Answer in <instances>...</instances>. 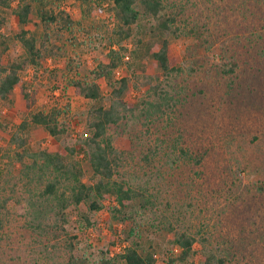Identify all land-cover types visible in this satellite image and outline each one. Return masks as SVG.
<instances>
[{"label": "rangeland", "instance_id": "obj_1", "mask_svg": "<svg viewBox=\"0 0 264 264\" xmlns=\"http://www.w3.org/2000/svg\"><path fill=\"white\" fill-rule=\"evenodd\" d=\"M96 1L89 11L78 0L60 2L59 6L78 22L72 34L58 40L60 48L53 54L20 70V80L12 87L9 99L0 100V198L8 197L7 212L0 210V264H63L60 243L50 241L44 248L32 241L25 226L22 185L17 174L19 164L14 154L19 148L9 143V135L29 111L57 105L63 108L60 118L67 123L66 132L52 137L42 126L31 124L24 146L60 149L64 145H77V139L86 130L88 108L107 105L109 86L103 79H98L100 96L95 99L75 93L70 82L74 77L87 75L108 49L109 29L114 19L109 3ZM163 2L165 10L176 15L178 25L200 26L207 40L199 46L190 33L181 31L169 36L171 56L180 71L165 78L149 54L142 58L130 54L137 46L135 37L142 36L146 43L151 34L150 18L134 24L130 38L122 41L127 52L112 73L114 79L123 75L128 78L123 98L136 102L143 97L146 86L136 76L145 73L157 74L178 102L167 115L145 123L128 117L111 125L108 132L114 145L125 152L123 166L127 177L134 179L133 182H144L158 194L163 206L159 207L166 212L168 220L173 222L177 217L182 227L191 226L198 240L189 258H197L202 234L197 229L202 227V232H211L210 245L221 238L226 240L221 246L233 254L229 264H264V53L261 56L252 47L249 53L245 52L244 34L231 31L233 28L224 20L208 18L211 30L205 32L203 13L199 18L194 15L213 3L228 12L230 0ZM14 3L0 9L5 17L0 26L2 63L23 53L13 36L19 28H26L37 38L41 33L35 3H31V16L25 23L17 21L12 10ZM239 3L240 0H234L235 5ZM236 8L230 12L231 17L242 9ZM206 11L211 12V8ZM215 29L218 31L213 34ZM226 45L241 50L239 65L230 73H222L218 67L219 52ZM20 84L29 94L28 104L19 93ZM173 144L186 147L188 157L178 153ZM195 155L201 156L199 163L195 162ZM76 158L82 166L83 179L90 181V169L81 151ZM114 205L110 196L97 210L89 211L82 203L67 209L65 227L69 234L76 235L73 241L79 249L93 258L99 249L113 254L133 240L145 245V237H151L157 241L155 264H161L168 253H175L177 248L168 241V230L160 225H147L154 216L152 212L139 209L132 212L145 229L129 232L132 222L113 217L110 211ZM82 214L87 215L88 223Z\"/></svg>", "mask_w": 264, "mask_h": 264}, {"label": "trees", "instance_id": "obj_2", "mask_svg": "<svg viewBox=\"0 0 264 264\" xmlns=\"http://www.w3.org/2000/svg\"><path fill=\"white\" fill-rule=\"evenodd\" d=\"M13 1L15 3L12 10L19 23L29 20L31 3H35L41 33L37 38L26 28H19L13 34L20 43L23 53L6 63L0 61V100L9 99L12 87L20 80V70L37 64L41 58L58 50L60 48L58 40L72 34L74 24L77 22L64 7L59 6L63 0H0V9L9 7ZM78 1L85 11H89L97 2ZM102 1L109 3L114 19L113 26L109 29L108 49L92 65L87 75L74 77L70 82L75 93L95 99L100 96L98 79H103L109 86L107 105L98 104L88 108L86 130L77 139V145H64L60 149L44 147L28 149L24 146L25 134L31 124L42 126L52 137H58L66 132L67 123L60 118L63 108L57 105H51L45 110L29 111L28 115L16 124L15 131L9 135V143L19 148L14 154L19 164L18 179L22 185L21 199L24 203L22 215L25 226L33 237L32 241L44 248L50 241L60 243L64 253L63 264H155L157 241L151 237H145V245L133 240L131 244L125 245L121 251L113 254H106V251L99 249L92 258L84 249L76 246V242L73 241L76 235L67 232L65 224L68 220L67 209L70 206L82 203L89 211L97 210L104 199L112 196L115 205L110 212L120 221L132 222L133 226H129V232L143 228L142 222L132 213L137 209L154 214L147 225H160V228L168 230L170 234L168 241L177 249L175 253H168L161 264H229L230 256L233 254H229L230 251L221 246L226 240L221 238L215 245H210L211 232L205 230L202 232L200 230L202 227L197 229L204 234L199 235L200 249L197 258H189L193 253V244L198 240L191 231V226L186 224L182 227L176 221L177 217L173 222L168 220L166 212L159 207L162 206V202L158 194L153 193L144 182L137 180L133 182L134 179L127 177L123 166L127 158L125 152L114 145L108 132L111 125H117L128 117L145 123L163 114L167 115L171 107L178 102V98L170 89L164 87L157 74L145 73L136 76L139 83L146 86L143 97L136 102H129L123 98L128 78L123 75L114 79L112 73L127 52L122 41L130 38L134 24L150 18L151 34L150 40L146 43L142 36L135 37L134 42L137 46L130 50V54L139 58L149 54L165 78L180 71V66L174 65L171 56L169 36L184 31L195 36V43L199 46L207 37L202 35L200 26L191 24L182 28L178 25L176 15L165 10L163 0ZM236 6L242 9L239 14L231 17L230 12L236 10ZM207 8H211V12H207ZM225 9L213 3V6L210 4L204 10H199V14L194 15L199 18L203 13L202 27H205V32L211 30L208 18L215 21L224 20L233 28L231 31L244 34L242 37L247 45L245 52L250 51L252 47L257 54L263 56L264 0H240L238 5L234 4V0H230L227 9L229 11L225 12ZM4 19V15L0 13V26ZM217 31L218 29H215L213 34ZM219 58L220 72H233L239 65L241 50L237 46L226 45L221 48ZM19 93L28 104L29 94L22 84L19 85ZM173 146L185 157L190 154L186 147L180 145L176 147L175 144ZM79 151L82 152L90 169V181L83 179V169L76 158ZM194 159L199 163L201 156L195 155ZM7 200L6 196L0 198V210L4 212H7L5 207ZM164 203L167 206L168 203L166 201ZM115 212L117 215H114ZM82 217L85 222H89L86 214H82Z\"/></svg>", "mask_w": 264, "mask_h": 264}]
</instances>
